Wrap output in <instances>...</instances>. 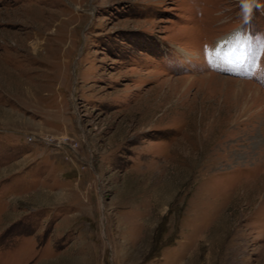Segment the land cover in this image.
I'll return each mask as SVG.
<instances>
[{
	"label": "rangeland",
	"instance_id": "rangeland-1",
	"mask_svg": "<svg viewBox=\"0 0 264 264\" xmlns=\"http://www.w3.org/2000/svg\"><path fill=\"white\" fill-rule=\"evenodd\" d=\"M0 264H264V0H0Z\"/></svg>",
	"mask_w": 264,
	"mask_h": 264
},
{
	"label": "snow or ice",
	"instance_id": "snow-or-ice-1",
	"mask_svg": "<svg viewBox=\"0 0 264 264\" xmlns=\"http://www.w3.org/2000/svg\"><path fill=\"white\" fill-rule=\"evenodd\" d=\"M245 10H247V4L244 5Z\"/></svg>",
	"mask_w": 264,
	"mask_h": 264
}]
</instances>
